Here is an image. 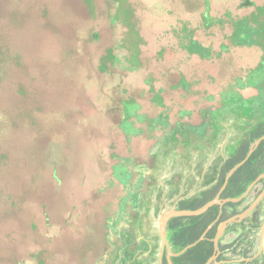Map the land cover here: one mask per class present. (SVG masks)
Listing matches in <instances>:
<instances>
[{
	"label": "rangeland",
	"instance_id": "rangeland-1",
	"mask_svg": "<svg viewBox=\"0 0 264 264\" xmlns=\"http://www.w3.org/2000/svg\"><path fill=\"white\" fill-rule=\"evenodd\" d=\"M109 2L0 0V264H164L161 216L249 127L222 94L261 64L233 36L264 0Z\"/></svg>",
	"mask_w": 264,
	"mask_h": 264
},
{
	"label": "trees",
	"instance_id": "trees-1",
	"mask_svg": "<svg viewBox=\"0 0 264 264\" xmlns=\"http://www.w3.org/2000/svg\"><path fill=\"white\" fill-rule=\"evenodd\" d=\"M247 6H251V4L249 3ZM238 32H242L239 37ZM233 37L236 46H259L264 54V44L260 42L264 40L263 19L255 21L251 17L244 18L239 31L236 29ZM193 45L198 44L194 42ZM236 87L239 90H236ZM255 87L260 91V96L256 98L246 99L240 93V89L245 90ZM222 96V112L233 116L236 121L246 119L249 127L243 128L241 136L233 146L227 159L223 157L217 159L207 175H200L203 180L201 190L192 194L189 198L181 200L178 205L180 210H199L217 197H220L221 200L238 199L264 174V55L261 64L251 71L245 80L239 79L236 85L231 86V89L228 88L223 91ZM247 111L248 113H246ZM183 128L182 131L180 130L181 136L186 138L187 142L190 143L194 139V135L202 143H205V147L206 142L209 143V146L212 144L214 135L207 130V123L199 127L184 125ZM170 140L175 143L177 137L172 134ZM259 141V145L250 155ZM209 146L207 148H210ZM240 164L241 166L228 178L229 174ZM140 179L137 190L142 186ZM190 181L194 183L195 177H191ZM171 185L174 187L173 195L175 196L179 188V177L174 178ZM140 193L132 195V203L138 205V207L140 206L137 202L140 198L142 200L143 197V192ZM236 205L238 204L230 203L227 206L234 207ZM220 211L221 208L217 205L201 216L173 219L168 226V240L173 251L180 252L187 246L198 242L209 226L219 218ZM231 215L225 210L219 223L229 219ZM219 223L206 234L205 240L181 257L174 259V264H207L214 255L213 239L216 237ZM113 228L115 229V226ZM164 264H167L166 257Z\"/></svg>",
	"mask_w": 264,
	"mask_h": 264
},
{
	"label": "water",
	"instance_id": "water-1",
	"mask_svg": "<svg viewBox=\"0 0 264 264\" xmlns=\"http://www.w3.org/2000/svg\"><path fill=\"white\" fill-rule=\"evenodd\" d=\"M260 141L254 146L253 150L251 151L250 155L254 152L255 148H257V146L259 145ZM249 155V156H250ZM241 166V164L239 166H237L228 176V178H230L233 173ZM264 178V175H262L258 180L260 181V179ZM256 185V183L251 186L247 192L241 196L238 199H226V200H221L220 197H217L216 199H214L213 201H211L210 203H208L207 205H205L203 208L193 211V210H180V209H176V210H170L165 212L159 221V228H160V235H161V239L164 245L165 250L167 251V255H166V260H167V264H174V259L181 257L182 255H184L187 251H189L190 249L194 248L197 244H199L200 242H202L203 240H205V236L206 234L219 222V220L221 219V215L223 212V207L225 204L228 203H233V204H237L242 202L243 199H245L246 197L249 196L250 191L254 188V186ZM256 188V187H255ZM264 197V196H263ZM263 197L261 196L259 199L256 200V202L252 205V207L250 209H248L246 212H244L241 215H238L228 221L222 222L219 227H218V232L216 237L213 240L214 243V247H215V254L214 256L209 260V262L207 264H213L216 263L218 258L221 255V246L222 245H229L231 244L236 238H238L239 235H241L243 233V230L240 231L239 235L235 232L229 233L227 235H225L226 230L233 224H240L242 223L247 217L248 215L259 205V203L262 201ZM246 204V201L243 203ZM219 205L221 208V213L219 218L209 226V228L207 229V231L205 232V234L202 236V238L192 244L187 246L185 249H183L180 252H174L172 250V247L170 245V242L168 240V226L169 223L176 218H190V217H197V216H201L203 214H205L206 212H208L212 207ZM243 209V208H242ZM223 237H225L224 241L222 240Z\"/></svg>",
	"mask_w": 264,
	"mask_h": 264
},
{
	"label": "flooded vegetation",
	"instance_id": "flooded-vegetation-1",
	"mask_svg": "<svg viewBox=\"0 0 264 264\" xmlns=\"http://www.w3.org/2000/svg\"><path fill=\"white\" fill-rule=\"evenodd\" d=\"M112 3V0L111 2H109V4ZM117 3L115 4L114 7H117ZM108 19L111 18L110 15H108ZM194 43V41H193ZM120 168V167H119ZM264 175V174H262ZM139 181L135 184L136 187L138 185ZM254 185V184H253ZM258 185L259 183L257 182L256 185L254 186V188L250 191L249 193V196L246 197L245 199L242 200V202L240 203H237L238 205L234 206V207H229L227 206L228 204H225L224 207H223V212H222V215L224 214V211L227 210L228 213L232 214L229 219L225 220V221H228L238 215H241L243 214L244 212H246L248 209H250L252 207V205L256 202L257 198H255L254 201H252V193L258 189ZM252 186V185H251ZM250 186V187H251ZM249 187V188H250ZM256 187V188H255ZM248 188V189H249ZM142 186L139 187V189L137 190L138 192H142ZM247 192V191H246ZM137 194V192H136ZM141 195V193H140ZM254 195V194H253ZM246 201V204H243L244 202ZM253 202V203H252ZM252 203V204H251ZM233 204V203H231ZM260 204V203H259ZM259 206V205H258ZM258 206L248 215V217L242 222L240 223L239 225H243V224H246L247 220L250 218V215H252L254 213V211H256L258 209ZM241 208V210H239ZM243 208V209H242ZM221 213V211H220ZM221 215V217H222ZM261 217L264 218V210L262 211L261 213ZM220 221V220H219ZM225 221H222V222H225ZM222 222H218L219 225L222 223ZM217 223V224H218ZM216 224V225H217ZM218 225V227H219ZM234 225H238V224H233L231 226H234ZM230 226V227H231ZM252 226V225H250ZM264 222L263 224L261 225V229L260 231H262V228L264 229ZM249 236L247 238H241L244 234L242 233L241 235H239L240 231H236L237 234L240 236H238V238H236L231 244L229 245H222L221 246V255L220 257L218 258L217 262L216 263H213V264H264V252H261V245H262V242L264 244V238L262 239V236L258 239V237H255V238H252L253 236V230H255V228L252 226L250 227L249 229ZM217 232H218V229H217ZM217 235V234H216ZM227 235V234H226ZM240 238V239H239ZM225 237H223V241H224ZM214 240V239H213ZM171 245V244H170ZM173 250V249H172ZM261 252V253H260ZM177 253V252H176ZM165 254L167 255V251L165 250ZM214 254H215V247H214ZM259 254V256H258ZM214 256V255H213ZM212 256V257H213ZM211 257V258H212ZM167 261V260H166ZM209 262V261H208ZM207 262V263H208Z\"/></svg>",
	"mask_w": 264,
	"mask_h": 264
},
{
	"label": "crops",
	"instance_id": "crops-1",
	"mask_svg": "<svg viewBox=\"0 0 264 264\" xmlns=\"http://www.w3.org/2000/svg\"><path fill=\"white\" fill-rule=\"evenodd\" d=\"M258 179L255 182V183H257V182L259 183L258 189H256L251 194L252 195V201H254L256 197H258L257 199H259L261 196L262 197L264 196V178L260 179V181ZM255 183H253V184H255ZM253 184H252V186H253ZM239 210H241V208ZM263 210H264V197H263L262 201L260 202V204L258 206V209L256 211H254V213L252 215H250V218L246 221L247 222L246 224H243V225L242 224L241 225L238 224V225H234V226L229 227L226 230L225 235L229 234V233H232V232L237 233L236 231L243 230V234L244 235L241 238H247L249 236V230L248 229L253 226L255 228V230H253L252 238L258 237V239H259L262 236V239H263L264 238V229L262 228V231H260L261 225L264 222V218L261 217V213H262ZM250 225H252V226H250ZM261 252H264V244H263V242H262V245H261ZM258 256H259V254H258Z\"/></svg>",
	"mask_w": 264,
	"mask_h": 264
}]
</instances>
